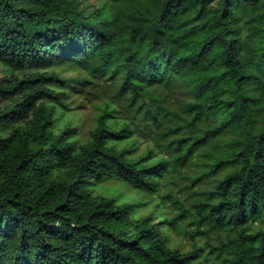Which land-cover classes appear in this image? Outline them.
<instances>
[{
  "label": "trees",
  "instance_id": "trees-1",
  "mask_svg": "<svg viewBox=\"0 0 264 264\" xmlns=\"http://www.w3.org/2000/svg\"><path fill=\"white\" fill-rule=\"evenodd\" d=\"M0 64V264H264V0H0ZM99 83L83 140L59 110ZM187 168L212 180L192 201L171 188ZM114 180L177 212L94 192Z\"/></svg>",
  "mask_w": 264,
  "mask_h": 264
},
{
  "label": "rangeland",
  "instance_id": "rangeland-1",
  "mask_svg": "<svg viewBox=\"0 0 264 264\" xmlns=\"http://www.w3.org/2000/svg\"><path fill=\"white\" fill-rule=\"evenodd\" d=\"M90 1L92 4L97 2V0ZM49 71H55L60 76L67 78H82L83 76H85V72L72 68L69 65H56ZM22 74L23 72L20 73V75ZM11 77L12 72L4 65L0 64V80ZM71 84L75 83L72 82ZM106 86L107 84L103 83H99L98 85L88 84L84 87V91L72 86L66 87V90L68 92V97L66 99L68 108H61L59 110L58 116L60 127H63L67 123L76 125L79 127L80 138L83 140L87 139L89 131L95 125L97 105L100 104V97L107 93V89L111 91V88ZM81 87L82 86H80L79 88ZM190 98V93L187 91L186 87L182 84H179L175 93L176 105L180 106L181 103L189 100ZM131 144H136L137 151L135 152V156L144 153L148 146H153L150 140L140 136H134L131 141H129L128 143L122 142L119 147H130ZM191 169L192 168H187L176 174L174 180L177 182V185H171L173 193L178 195V198L183 201H192L195 197H197V193H200L202 190L207 189L212 184V180L210 179L203 180L194 187H189L191 180L189 178H185L184 176L191 172ZM93 189L96 194H102L115 198L119 203L128 202L135 204L134 214L136 216H144L152 213L157 216L164 215L166 217H170L177 212V210L172 206L171 200H161L159 197L146 195L142 192H137L136 190L131 189L124 182L118 180L107 181L99 186H94ZM171 235L174 244H181L185 250L191 249V241L189 237L184 235H177L174 232H172ZM197 239V242L200 245L205 246L207 249L209 244H218L225 239V236L222 233H212L210 235L208 243L202 236H198Z\"/></svg>",
  "mask_w": 264,
  "mask_h": 264
}]
</instances>
